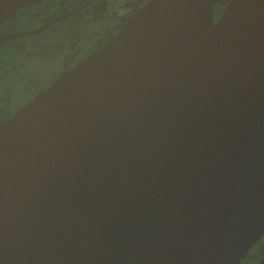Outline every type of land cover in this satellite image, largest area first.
I'll return each mask as SVG.
<instances>
[{
    "label": "water",
    "instance_id": "1",
    "mask_svg": "<svg viewBox=\"0 0 264 264\" xmlns=\"http://www.w3.org/2000/svg\"><path fill=\"white\" fill-rule=\"evenodd\" d=\"M263 234L264 0H150L0 124V264H238Z\"/></svg>",
    "mask_w": 264,
    "mask_h": 264
},
{
    "label": "flooded vegetation",
    "instance_id": "2",
    "mask_svg": "<svg viewBox=\"0 0 264 264\" xmlns=\"http://www.w3.org/2000/svg\"><path fill=\"white\" fill-rule=\"evenodd\" d=\"M149 1L29 0L9 16L0 24V124L99 51Z\"/></svg>",
    "mask_w": 264,
    "mask_h": 264
},
{
    "label": "rangeland",
    "instance_id": "3",
    "mask_svg": "<svg viewBox=\"0 0 264 264\" xmlns=\"http://www.w3.org/2000/svg\"><path fill=\"white\" fill-rule=\"evenodd\" d=\"M19 85H20V83L17 85H14V86H16V87H14V90H17V87H19ZM11 93H12V95H17V92H11ZM19 94H20V92H19ZM263 254H264V237L251 250V253L249 254V258L247 259V261H244L241 264H258L261 257L263 256Z\"/></svg>",
    "mask_w": 264,
    "mask_h": 264
}]
</instances>
